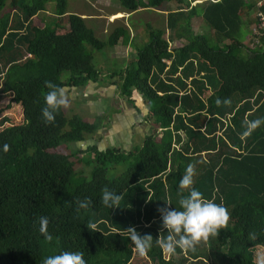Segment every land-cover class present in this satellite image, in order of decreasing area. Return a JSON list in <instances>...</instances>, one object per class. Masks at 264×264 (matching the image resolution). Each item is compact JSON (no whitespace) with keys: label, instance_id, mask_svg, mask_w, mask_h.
Wrapping results in <instances>:
<instances>
[{"label":"trees","instance_id":"trees-1","mask_svg":"<svg viewBox=\"0 0 264 264\" xmlns=\"http://www.w3.org/2000/svg\"><path fill=\"white\" fill-rule=\"evenodd\" d=\"M6 1L0 0V94L9 100L0 112L15 102L19 113L10 124L1 117L0 264H43L63 251L82 252L86 264H130L137 250L126 231L130 227L153 236L146 255L157 258L159 253L162 261L156 239L167 230H162L160 209L182 210L179 200L188 190L182 192L179 184L189 164L195 165L193 187L223 204L230 220L208 245L187 252L177 248L175 254L194 262L212 258L215 264H259L254 253L264 246V124L242 136L246 119H264V37L254 48L242 42V11L256 9L254 3L206 0L190 6L186 0L184 7V0H119L128 12L175 1L178 8L168 12L166 27L185 42L170 49L166 28L148 25V41L121 71V95L130 99L137 91L148 102L153 131L141 146L124 152L93 145L84 153H64L61 144L81 142L99 125L79 116L66 118L63 107L54 123H45V81L64 88L95 80L99 72L92 51L127 39V30L117 26L101 39L84 18L67 13V0H55L49 23L38 19L49 0H20L13 12L5 11ZM195 16L213 31L214 43L193 32ZM218 99L231 104L218 106ZM201 152L209 155L196 158ZM83 154L90 176L76 181V162ZM118 166L122 170L109 177ZM106 186L121 196L113 207L100 202ZM85 197L93 204L77 213L75 200ZM41 216L49 220L52 241L39 232ZM203 249L210 255L203 258Z\"/></svg>","mask_w":264,"mask_h":264},{"label":"crops","instance_id":"crops-1","mask_svg":"<svg viewBox=\"0 0 264 264\" xmlns=\"http://www.w3.org/2000/svg\"><path fill=\"white\" fill-rule=\"evenodd\" d=\"M68 1L69 0H67V3ZM185 1L186 0L182 2L181 6L186 7L184 5ZM188 1L190 3V6L201 4L200 2L201 0H195L194 2L191 0ZM174 2L175 1H170L167 3H174ZM147 8L148 7L138 8L137 10L132 12H128L125 10L126 12L124 14L120 10L115 11L113 12V14H111V16H113L114 14L121 16L108 19L107 21L108 26L110 28L112 22H114V20L116 19L118 20L119 18L126 17L127 18L126 20H128V18L130 17L131 20L132 17H136L135 15L138 12H142ZM177 8L178 7H176L174 10H176ZM155 11L159 12L160 14H165L164 19H165V24L167 25L168 12L173 10L163 11L161 8H156ZM249 12L250 11H246L242 13L243 14L242 19L244 21L243 37H246V35H248L249 33L248 27H251L252 25L251 23H249L248 20V17H250V15H248ZM67 13H76V12L67 10ZM76 14L84 18L87 25L89 22V24L93 27L96 36L101 39H106V37L117 26H123L124 28H126L128 33L127 39L120 38L116 45L112 47H106L104 50L100 51L102 52V54L107 55V52L109 51L111 52L112 50H114L115 52L114 56L110 55L111 57H115L114 59H119L122 58L123 56V58L120 59L123 64V67L118 72L109 71L108 73L101 75L100 71H98L99 72L98 77L95 80L87 81L86 84L83 86H68L63 88L65 90V94L68 100V105L66 109L69 110L68 111L69 117L66 118L79 116L85 122L97 123L99 125V128L95 132L90 134H85L84 140L76 143L77 150H80L82 151V153H84V151L86 152V150H88L90 146L94 145L98 150L115 148L124 152L131 151L136 147L141 146L145 136L151 134L153 130L150 121L147 117V113L149 109L148 102L137 91L132 93L130 99L122 96L119 90L120 74L121 71L125 68V66L130 61H133L136 57V51L132 52V49L136 50L137 47H139L142 44V42L144 41L146 42V39L148 41V33L146 32L147 33L146 39L144 38L140 40L137 39L138 35L135 36V32L133 30L136 26H138L137 23L138 18H137V21L134 20L135 24L131 26L127 22L124 25L123 24L114 25L110 30V33H108L103 38L102 34H100L96 30V28L94 27L91 21L92 18L101 19L102 18L101 16L95 17L93 16L94 14L92 15L89 12H78ZM197 18L198 20L201 18L200 21L202 22L201 24L207 26L202 16H195L191 19L192 30L194 29V25L196 24L194 19ZM148 25L149 24H147V26ZM164 28H166V32L167 30H169L166 26ZM169 31L171 32V30ZM104 33H106V31H104ZM142 33H145L144 30H142ZM139 34H141V30ZM171 34H172L171 36L169 34L167 36L165 33V37L170 38V42H169L170 49L174 47H179L185 42L183 37L181 38L177 37L174 34V31ZM230 41L232 40L230 39L225 40V42H230ZM166 62L167 64H170L169 60H166ZM64 114H65V110H64Z\"/></svg>","mask_w":264,"mask_h":264},{"label":"clouds","instance_id":"clouds-1","mask_svg":"<svg viewBox=\"0 0 264 264\" xmlns=\"http://www.w3.org/2000/svg\"><path fill=\"white\" fill-rule=\"evenodd\" d=\"M45 86L49 89L45 95V107L42 108V117L45 123H54L55 115L62 107H67L68 100L65 90L49 81H45ZM217 105L221 103L230 105V99L223 101L217 100ZM246 131L243 137L250 136L252 132L264 124V119L245 120ZM10 146L3 145V151L8 152ZM195 165L189 164L185 174L180 180L179 187L181 191L188 190L187 196H182L179 200L180 209L162 208L160 209L162 218V230H167V235H160L156 242L165 254L174 255L177 248L182 251H194L196 246L202 241H207L210 236H215L221 228L228 225L230 214L223 204H217L212 200L204 197V194L193 187L195 176ZM121 196L107 186L102 189L101 203L106 207H113L119 203ZM76 211L87 209L92 206L93 201L90 197L83 200L76 198ZM168 204V203H167ZM171 205V204H168ZM40 225L39 232L46 240L52 241L53 236L48 231L49 220L47 217L38 218ZM87 227L95 231L96 225L89 223ZM129 238L135 245L141 256H144L152 247L153 236L151 234L141 235L136 231L135 227L126 230ZM163 231L161 232V234ZM250 238H255L254 234H250ZM43 264H86L84 255L79 251H63L58 255H51L43 260ZM259 264H264V255L260 256Z\"/></svg>","mask_w":264,"mask_h":264},{"label":"rangeland","instance_id":"rangeland-1","mask_svg":"<svg viewBox=\"0 0 264 264\" xmlns=\"http://www.w3.org/2000/svg\"><path fill=\"white\" fill-rule=\"evenodd\" d=\"M195 0H193L194 2ZM206 0H201V4L204 3ZM19 2L20 0H7L6 1V6H5V11L7 12H13L14 8H17V10H19ZM54 4H55V0H49L46 4H45V9L46 11H43L41 13H39V16H38V19L42 18V21L46 22V23H49L52 19H54V17L51 15L53 13V7H54ZM176 7H178L177 3L174 2V3H165L162 7H160L163 11H168V10H174ZM156 8H147L146 10L142 11V12H138L135 16L136 17H132V19L130 20V17L128 18V20H126L127 18H119L118 20H114V22H112V25L111 27L109 28L108 26V19H112V18H116V17H120L118 15H113L111 16V14H113V12L115 11H118L120 10L121 12H123V14L126 12L124 10V8L120 5V2L119 0H69L68 3H67V10L68 11H74L76 13L78 12H89L90 14H94L93 16L95 17H98V16H101L99 18H92L91 21H92V24L94 25V27L96 28V30L102 34V37L104 38L108 33H110V30L112 29V27L114 25H118V24H125L126 22L131 26V25H134L135 22L134 20L137 21V18H138V26H136L133 30L135 32V36L138 35V40L144 38L146 39L147 38V24H151L152 27H155V28H160V29H164V27L166 26L165 24V19H164V16L165 14H160L159 12H156L155 11ZM124 10V11H123ZM160 10V9H158ZM249 14L250 17H248V20H249V23L253 24L254 22V12H255V9H251L249 10ZM118 13V12H117ZM242 13H244V10L242 11ZM163 15V16H162ZM195 21V25H194V29H193V32L195 33H203V34H206L208 37L210 36L211 40V43H214L215 42V36H214V33L211 29H209L207 26H205L204 24H201L202 22L201 21V18L198 20L197 19H194ZM102 24V25H101ZM88 25L90 27H92L89 22H88ZM142 26V27H140ZM93 28V27H92ZM140 30H141V34L140 33ZM142 30H144L145 33H142ZM104 31H106V33H104ZM250 27H248V34H250ZM139 32V33H138ZM173 33V31L171 30V32L169 30H167L166 32V35L168 36V34L171 36ZM99 36V35H98ZM249 35H246V37L243 38V45L245 48H250V43H251V38L248 37ZM168 39H170L168 37ZM223 41L225 42V40L223 39ZM146 42H147V39H146ZM145 41L142 42V44L146 43ZM141 44V45H142ZM140 45V46H141ZM139 46V47H140ZM121 47V46H120ZM89 48V47H88ZM138 48V47H137ZM90 51H92L90 48H89ZM112 50V48H111ZM136 50L135 49H132V52H135ZM93 63L95 65V67L97 68L98 71H100L101 75L103 74H106L108 73L109 71H115V72H118L122 67H123V64L121 62L120 59L123 58H119V59H114L115 57H111V56H114L115 52L114 50H112L111 52H107V55L105 54H102V52H98V51H95L93 50ZM131 52V51H130ZM111 55V56H110ZM118 57V56H116ZM124 61V60H123ZM66 74H63L62 75V78H65ZM1 83V82H0ZM0 89H1V86H0ZM234 97V98H233ZM233 97L231 98V100L233 99V102L235 100H237V96L236 94L233 95ZM8 100H9V96L8 94H0V108L5 106L7 103H8ZM18 106L15 102H11V106L9 108H4L2 111L3 112H0V127L2 126V118L1 117H6V124H10V123H14L16 122V115H18L19 111H18ZM64 110H65V114H66V117H69V114H68V109H66V107H64ZM2 115V116H1ZM197 139V138H196ZM196 139H194V141H196ZM199 141V140H198ZM179 143L177 145H175V148L177 149ZM76 146V143H72V142H67L65 144H61L60 146V150L61 152H75V150L77 151V147L75 148ZM209 154L207 155H204V153H198L196 156V158H205L206 156H208ZM74 158H78V155L77 154H74L73 155ZM89 158L88 156L86 155H82V158H81V162L77 161L76 162V171L78 173H80V175H77L76 176V181L79 180V177L80 176H86L89 178L90 176V170H91V166H88L86 164V161H88ZM118 170L117 171H110L108 176L109 177H112L116 174H118L121 170H122V166H118L116 167ZM84 174V175H83ZM170 204V203H168ZM211 237L213 238L214 236H210V238L207 240V241H202L200 244H198L197 246L201 247V245H208V241L211 239ZM204 243V244H202ZM261 250H258V251H255V256H256V259H259L260 256L264 255V246L262 248H260ZM208 249H203L202 251V257L204 258L203 255H210V253L208 252ZM156 257L157 258H153L151 257L150 255H144V256H141L139 254V252L136 250L131 261H130V264H173V260L174 259L175 261L177 262H180V261H185L183 264H215L216 262L214 260H212V258H209L208 260H205L203 259L204 261H198V262H194L193 258L192 257H188V260L185 258L187 257L185 254L184 255H179V254H174V255H169V254H165L163 252V255H162V261H161V254L157 253L156 254ZM172 258V259H171ZM158 261H157V260ZM171 261H168L170 260ZM225 259V258H224ZM158 262V263H156ZM224 264H230L227 261H224Z\"/></svg>","mask_w":264,"mask_h":264},{"label":"built area","instance_id":"built-area-1","mask_svg":"<svg viewBox=\"0 0 264 264\" xmlns=\"http://www.w3.org/2000/svg\"><path fill=\"white\" fill-rule=\"evenodd\" d=\"M250 1V0H244ZM254 3L255 12H254V22L250 27L249 38H251L250 48H254L262 44V38L264 37V0H251Z\"/></svg>","mask_w":264,"mask_h":264}]
</instances>
